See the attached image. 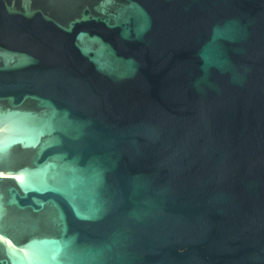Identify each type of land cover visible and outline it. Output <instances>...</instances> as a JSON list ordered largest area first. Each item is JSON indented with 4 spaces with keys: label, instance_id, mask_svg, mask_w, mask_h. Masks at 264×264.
<instances>
[{
    "label": "water",
    "instance_id": "obj_1",
    "mask_svg": "<svg viewBox=\"0 0 264 264\" xmlns=\"http://www.w3.org/2000/svg\"><path fill=\"white\" fill-rule=\"evenodd\" d=\"M0 264H264V0H0Z\"/></svg>",
    "mask_w": 264,
    "mask_h": 264
}]
</instances>
